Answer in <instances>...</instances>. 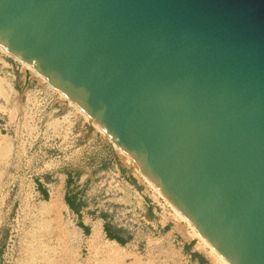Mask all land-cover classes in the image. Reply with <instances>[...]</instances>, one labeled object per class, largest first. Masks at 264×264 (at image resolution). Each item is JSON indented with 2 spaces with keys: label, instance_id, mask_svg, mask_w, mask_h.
Segmentation results:
<instances>
[{
  "label": "water",
  "instance_id": "water-1",
  "mask_svg": "<svg viewBox=\"0 0 264 264\" xmlns=\"http://www.w3.org/2000/svg\"><path fill=\"white\" fill-rule=\"evenodd\" d=\"M0 46L230 264H264V0H0Z\"/></svg>",
  "mask_w": 264,
  "mask_h": 264
},
{
  "label": "rangeland",
  "instance_id": "rangeland-1",
  "mask_svg": "<svg viewBox=\"0 0 264 264\" xmlns=\"http://www.w3.org/2000/svg\"><path fill=\"white\" fill-rule=\"evenodd\" d=\"M3 83L12 84L6 98ZM85 123L48 82L0 53V264H222L97 128L84 140ZM106 224L126 243L111 242Z\"/></svg>",
  "mask_w": 264,
  "mask_h": 264
},
{
  "label": "bare ground",
  "instance_id": "bare-ground-1",
  "mask_svg": "<svg viewBox=\"0 0 264 264\" xmlns=\"http://www.w3.org/2000/svg\"><path fill=\"white\" fill-rule=\"evenodd\" d=\"M0 53H4L7 54L9 56H12L14 59L22 62L24 64V66L32 73H34L35 75H37L38 77H40L41 79H43L44 81L48 82L50 86H52L54 89H56L61 96L64 98V100H66L67 102H69L70 104H72L76 110L81 113L86 122L91 124L93 127L97 128L100 133H102V135L104 137H106L114 146L115 151L118 152V154L120 155L121 159H123L125 161V163L128 165V167H130L132 169V171L139 176L142 180H144L150 187L153 188V190L164 199V201L172 208V210L177 214V216L179 217V219L181 221L184 222V225L186 227H188V229H191L193 234L199 239V241L209 247L211 249V251L218 257L219 261H221L222 264H230L226 258L220 254L215 248L214 246L196 229V227L189 221L188 218H186L177 208L176 206H174L170 200L157 188V186L148 178V176H146L145 173L142 172V170L137 166V164L134 162V160L129 156L126 155V153L118 146V144H116V142H114V140L103 130L102 127H100L79 105H77L74 101H72L60 88H58L56 85L52 84L45 76H43L41 73H39L33 66L27 64L26 62H24L23 60L19 59L18 57H16L15 55H13L11 52H9L8 50L4 49L2 46H0ZM30 74V73H28ZM32 75V74H31ZM12 90V84H6L3 83L2 84V94L3 96L6 98L7 95L9 94V92ZM144 182V183H145ZM54 200V199H53ZM102 236V228H101V224L99 222H96L93 224L92 227V234H91V238L99 241L100 238ZM111 242H113L114 244H116L117 246H121L116 240H110ZM99 245V244H98Z\"/></svg>",
  "mask_w": 264,
  "mask_h": 264
},
{
  "label": "trees",
  "instance_id": "trees-1",
  "mask_svg": "<svg viewBox=\"0 0 264 264\" xmlns=\"http://www.w3.org/2000/svg\"><path fill=\"white\" fill-rule=\"evenodd\" d=\"M71 180H69L70 182ZM39 188L41 189L44 197H48V191L47 188L44 187V185L42 183H39ZM66 202L69 205L70 208H72L74 211H76L77 213L80 212V204H76L75 201L70 197V196H66ZM80 225L82 226V228L88 232L89 231V227L86 226L85 224H83L82 222L80 223ZM105 231L107 233L108 238H110L111 240H116L117 242L121 243V244H125L126 240H124L121 236H119L118 234H116L115 232H113L110 228L109 225H105Z\"/></svg>",
  "mask_w": 264,
  "mask_h": 264
}]
</instances>
